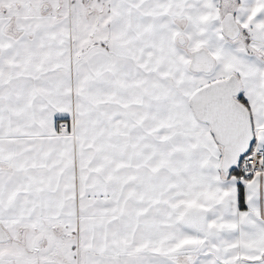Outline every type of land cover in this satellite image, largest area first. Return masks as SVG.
I'll list each match as a JSON object with an SVG mask.
<instances>
[{
	"label": "snow or ice",
	"instance_id": "snow-or-ice-1",
	"mask_svg": "<svg viewBox=\"0 0 264 264\" xmlns=\"http://www.w3.org/2000/svg\"><path fill=\"white\" fill-rule=\"evenodd\" d=\"M0 264H264V0H0Z\"/></svg>",
	"mask_w": 264,
	"mask_h": 264
}]
</instances>
